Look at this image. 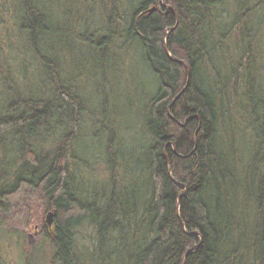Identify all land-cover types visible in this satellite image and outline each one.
<instances>
[{
    "label": "trees",
    "instance_id": "1",
    "mask_svg": "<svg viewBox=\"0 0 264 264\" xmlns=\"http://www.w3.org/2000/svg\"><path fill=\"white\" fill-rule=\"evenodd\" d=\"M66 2L0 0V234L37 226L53 264H264V0ZM64 46L93 54L103 79L104 181L82 175L89 102L63 76ZM129 47L153 77L139 148L120 138L129 97L107 78Z\"/></svg>",
    "mask_w": 264,
    "mask_h": 264
},
{
    "label": "rangeland",
    "instance_id": "2",
    "mask_svg": "<svg viewBox=\"0 0 264 264\" xmlns=\"http://www.w3.org/2000/svg\"><path fill=\"white\" fill-rule=\"evenodd\" d=\"M64 6L68 9H73L74 0H67ZM92 10L93 19L98 23L96 19L97 9L93 8ZM84 17L80 21L84 20ZM1 18L0 16V20ZM47 43L53 53L60 54L58 42L49 39ZM65 46L66 52H61L62 56L65 57L61 59L63 76L67 79L71 78L73 83L77 86L79 85L83 93L87 94L89 102V109L84 114L82 123V140L78 144L77 151L82 158L90 160L91 167L90 169L84 167L83 170L87 171V173L82 172V175L90 177L89 184L93 183L95 178L98 181H104L106 173L105 165L101 159V149L97 143L98 141L91 136L93 130L92 122H95L94 120L99 116L97 114L99 110L97 94L100 91L99 86L96 87V84H101L103 79L99 75L95 80L94 69L96 68L94 67H98V63L93 59L95 57L93 54L84 48L80 49L78 46L75 47V50H72L73 48H66ZM68 46H71L70 41L68 42ZM106 66L108 71L107 78L109 79L112 91H116L117 87L123 88L124 94L129 97L128 101L130 102L129 104L127 101L124 102L125 99L123 97L117 100L118 109H115L116 120L118 115L119 118L122 117L121 124L119 125L121 126L120 138L123 137L125 140L130 141L132 143L131 147H144V138L141 131L142 123L140 122V117H137V115L140 107L145 102L144 96L152 88L153 77L141 59L140 50H137L136 47L121 49L109 60V63H106ZM129 177L131 178V176ZM36 233L37 226H32L24 234L19 233L20 236L16 234L11 236L5 233L0 234V264H22V254L30 255L32 264H53V251L50 244ZM93 235L94 229L90 226H84L78 231V244L82 251H85L86 247H91Z\"/></svg>",
    "mask_w": 264,
    "mask_h": 264
},
{
    "label": "water",
    "instance_id": "3",
    "mask_svg": "<svg viewBox=\"0 0 264 264\" xmlns=\"http://www.w3.org/2000/svg\"><path fill=\"white\" fill-rule=\"evenodd\" d=\"M169 8L172 9L173 12H174L175 15H176V11L174 10V8H173L172 6H169ZM176 17H177V15H176ZM166 50L168 51L167 47H166ZM168 53H169V51H168ZM169 55H170V53H169ZM184 64H185V66H186V68H187V71H188V77H189V76H190V66H189V64L186 63V62H184ZM46 220H47V224H48L49 226H52V225H53V223H54L53 212H49V213L47 214V216H46ZM197 234H198V233H197ZM198 235H199V234H198Z\"/></svg>",
    "mask_w": 264,
    "mask_h": 264
}]
</instances>
